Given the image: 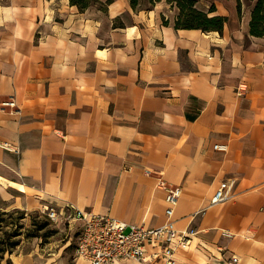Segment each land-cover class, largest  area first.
<instances>
[{"label":"crops","instance_id":"crops-1","mask_svg":"<svg viewBox=\"0 0 264 264\" xmlns=\"http://www.w3.org/2000/svg\"><path fill=\"white\" fill-rule=\"evenodd\" d=\"M240 1L239 13L237 0H196L226 16L219 33L175 28L165 0H0V142L18 147L0 146V210L72 205L152 228L165 183L182 190L173 220L191 238L178 264H264V35ZM52 226L0 264H65L76 228Z\"/></svg>","mask_w":264,"mask_h":264},{"label":"built area","instance_id":"built-area-1","mask_svg":"<svg viewBox=\"0 0 264 264\" xmlns=\"http://www.w3.org/2000/svg\"><path fill=\"white\" fill-rule=\"evenodd\" d=\"M236 90L242 95L247 86L240 83ZM2 104L14 107L15 101L9 98ZM0 146L18 151V147L8 141L0 142ZM214 149L226 151L227 145L215 144ZM234 184L233 178L222 181L211 198V204L227 200L232 195ZM160 185L166 189V221L158 227L148 228L144 224L127 223L108 214L85 213L72 205L61 208L46 206L39 214L51 225L67 223L75 226L74 258H81L86 264H114L124 260L141 264H178L175 258L176 249L187 248L191 241L187 233L176 229L173 220L182 190L178 186L165 183ZM231 259L233 262L237 261L235 256Z\"/></svg>","mask_w":264,"mask_h":264},{"label":"trees","instance_id":"trees-1","mask_svg":"<svg viewBox=\"0 0 264 264\" xmlns=\"http://www.w3.org/2000/svg\"><path fill=\"white\" fill-rule=\"evenodd\" d=\"M130 5L133 9L139 8H149L146 7L145 4L149 3L150 5H154L155 2L160 0H129ZM167 3H170L172 6H176L178 8V14L175 18L174 26L175 28H186V29H200L204 32L209 31H218L222 32L224 24L226 22V16L219 14H211L215 7L213 5L210 6L208 11H204L199 9L196 6V0H165ZM253 2V6L251 9V17L249 22V32L254 36H263L264 35V0H247ZM71 5L77 6L79 11H84L89 6L99 3V0H69ZM237 10L241 12V1L237 0ZM167 22L166 20H163ZM17 214L18 216L13 221L14 228L10 231L3 230L4 226L2 224L3 221H6L4 218L0 220V260L4 258L6 253L10 254L16 248V246L20 243L22 237L24 238H33V237H42L45 238L54 230H45L46 227H49L50 222L46 219L36 221L32 218L30 213H27L23 210L19 209H11L9 210H0V215H9ZM30 217V226L33 228L28 230L26 233L23 232V228L25 226V222L23 219ZM8 225V223L6 224ZM41 230H45V232L40 233ZM2 231V232H1ZM3 233L4 236H1ZM14 238V240H12ZM4 264H12V262L7 258Z\"/></svg>","mask_w":264,"mask_h":264},{"label":"rangeland","instance_id":"rangeland-1","mask_svg":"<svg viewBox=\"0 0 264 264\" xmlns=\"http://www.w3.org/2000/svg\"><path fill=\"white\" fill-rule=\"evenodd\" d=\"M29 215H31L32 218L34 220H36V221L37 220L40 221V220H44L45 219L44 216H41L37 212H32ZM17 216L18 215L16 213L15 214H12V216H10V217H9V215H3V216L0 215V220L2 218H4L6 220V221H3L2 222V224L4 226V229L3 230H8V231L12 230L14 228L13 227L14 226V222L13 221L16 219ZM26 217H27L26 219H23L22 220L23 222H25V226L22 229L24 233H26L28 230H31L33 228L32 226H30V217L29 216H26ZM7 223H8V225H6ZM46 228L47 229H45V230H49V231L50 230H54V232L51 233L50 235H48V237H51V236H53L56 233V229L52 225H49V227H46ZM45 230H41L40 233H42V232L44 233ZM1 236H4L3 233H1ZM12 240H14V238ZM74 246L75 245L72 243V244H69V246L65 249V250H68V255H66V260H65L66 263L65 264H73L74 263V261H73V253H72L74 251L73 250L74 249Z\"/></svg>","mask_w":264,"mask_h":264}]
</instances>
